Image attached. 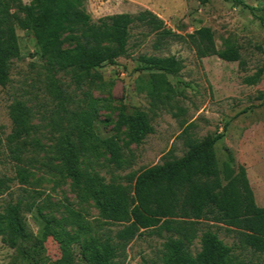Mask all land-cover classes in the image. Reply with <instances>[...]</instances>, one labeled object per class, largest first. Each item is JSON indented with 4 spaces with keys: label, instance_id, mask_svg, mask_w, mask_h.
<instances>
[{
    "label": "rangeland",
    "instance_id": "obj_1",
    "mask_svg": "<svg viewBox=\"0 0 264 264\" xmlns=\"http://www.w3.org/2000/svg\"><path fill=\"white\" fill-rule=\"evenodd\" d=\"M6 1V0H5ZM40 9V0H21ZM262 14L264 0H242ZM84 7L93 21L116 14L136 15L150 10L163 19L168 28L187 35L210 27L217 48H239L242 64L218 57L199 60L185 41H174L164 49H154L155 36L135 28L129 43V56L115 65L91 72L90 80L78 82L79 72L56 73L48 59L36 53L33 30L18 28L20 54L10 64V81L0 87V179H13L8 190H0V215L9 205L23 203L22 236L11 248L0 237V264H53L69 249L72 264H91L90 245L114 236L119 227L102 224L100 209L84 192L74 188L66 166L56 150L58 139L77 124L76 112L95 101L97 120L85 132L90 151L79 160L83 173L102 183H123L133 173L182 157L187 151L186 135L202 140L224 134L216 146L221 170L233 157L238 171L244 167L256 203L264 208V27L249 9L224 0H85ZM66 48H72L67 44ZM140 55L175 56L184 69L166 80L177 91L170 104L154 108L145 85L154 71L143 69ZM263 71L257 85L246 80ZM166 94V93H165ZM21 102L30 111L31 133L17 165L10 154L9 138L13 131L11 108ZM142 110L153 120L155 133L140 144L125 148L127 166L118 170L101 141L118 135L128 141L129 129H117L122 111ZM18 168L29 172L27 182L17 179ZM202 231L216 232L227 245L234 246L233 264H264V254L241 247L235 233L220 225L204 222ZM48 236L44 239L45 232ZM166 239L144 235L126 248L120 264H165ZM199 240L190 248L200 252Z\"/></svg>",
    "mask_w": 264,
    "mask_h": 264
},
{
    "label": "trees",
    "instance_id": "obj_2",
    "mask_svg": "<svg viewBox=\"0 0 264 264\" xmlns=\"http://www.w3.org/2000/svg\"><path fill=\"white\" fill-rule=\"evenodd\" d=\"M207 4L210 0H199ZM225 2L249 9L264 27V9L258 15L256 7L242 0ZM85 0H40L36 14L32 6L21 0H0V87L10 81V64L20 54L18 28L33 30L36 53L48 59V67L56 73L79 72L78 82L90 80L91 72L115 65L129 56V43L135 28L146 30L145 37L154 35V49H164L174 41H185L199 60L218 57L225 62L242 64V55L236 46L226 50L217 48L215 33L210 27H201L191 34L181 35L168 28L165 21L150 10L136 15L116 14L93 21L84 7ZM71 44L72 48H66ZM137 60L143 69L154 71L145 90L154 108L170 104L177 91L166 80V75L179 76L184 69L175 56L140 55ZM263 71L246 80L257 85ZM166 93V94H165ZM77 124L58 139L57 153L73 180L74 188L96 201L102 224L117 226L114 236L90 245L91 264H120L126 248L144 235L166 239L165 264H233L230 256L234 246L227 245L216 232L202 231L204 222L220 224L235 233L241 247L264 254V208L259 207L244 167L235 170L232 156L221 170L215 151L223 133L209 135L198 141L186 135L187 151L180 158H170L162 164L146 168L127 177L126 184L102 183L83 173L80 158L90 151L85 132L97 120L95 101L74 114ZM30 111L21 102L11 108L13 131L9 138L10 154L20 165L31 133ZM152 117L142 110L122 111L117 129H129V140L118 135L101 141L110 156V163L118 170L127 166L124 149L142 144L155 133ZM29 172L18 168L17 179L27 182ZM13 179H0V190H8ZM23 203L9 205L0 215V237L11 248L22 236ZM48 236L46 230L44 239ZM200 242L201 250L192 254L190 248ZM53 264H72L69 249H62V257Z\"/></svg>",
    "mask_w": 264,
    "mask_h": 264
}]
</instances>
